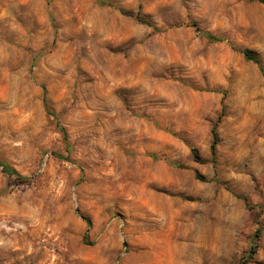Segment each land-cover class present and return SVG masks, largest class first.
I'll return each instance as SVG.
<instances>
[{
  "label": "clouds",
  "instance_id": "clouds-1",
  "mask_svg": "<svg viewBox=\"0 0 264 264\" xmlns=\"http://www.w3.org/2000/svg\"><path fill=\"white\" fill-rule=\"evenodd\" d=\"M249 52L264 67V0H0V264H32L51 236L78 264L85 234L99 264H137L129 248L156 264L169 236L171 264H264V74ZM155 77L212 92L193 108L191 89L165 97ZM129 180L177 198L151 235L124 226L143 211Z\"/></svg>",
  "mask_w": 264,
  "mask_h": 264
},
{
  "label": "rangeland",
  "instance_id": "rangeland-1",
  "mask_svg": "<svg viewBox=\"0 0 264 264\" xmlns=\"http://www.w3.org/2000/svg\"><path fill=\"white\" fill-rule=\"evenodd\" d=\"M181 26L174 25L173 29L177 32V38L174 41L176 49L179 48L181 43L182 34L179 33ZM217 41H209V44L216 43ZM222 56H227V52H222ZM245 59V58H244ZM246 62H251L245 59ZM256 64V63H254ZM259 68L260 72L264 74V67L262 70L259 65L256 64ZM157 83L154 86V90L157 94L163 95L165 97H171L175 95L174 89L172 88V83H179L185 88L191 89V95H189L183 102L191 107H195L196 105L201 103L200 95L203 93L205 96L209 95L212 90L211 89H198L193 87L190 84H187L185 81L180 80L176 81L174 77H155ZM47 94L45 93V96ZM45 110H47L46 101ZM126 107V106H125ZM133 117L137 116V113L131 114ZM143 121V130L149 134L150 137H159L161 140H168L175 143H185L181 137L175 136L173 133H170L166 128L160 127L159 124L155 122L153 117L148 115H140L139 117ZM190 147V146H189ZM216 148V145H215ZM215 150V149H214ZM124 155L127 157L129 155H134L133 153L125 151ZM147 159L153 161L155 165V170L163 173L167 165L166 163L151 153H146ZM55 157V153L53 154ZM59 160H62L65 165L74 164L75 161L71 157H59ZM197 164L201 162L199 160L196 161ZM197 180H200L196 178ZM81 183L84 181L81 180ZM128 184L132 187H136L138 189V194L140 197V207L142 208V213L137 219H129L125 222V227L129 228L134 235H139L141 233L151 235L153 229L151 228L152 218L156 217L161 211L164 210L166 202H171L174 197L169 196L167 193L157 191L153 189L149 184L143 182H137L135 180H129ZM129 194H131L129 192ZM183 199V198H178ZM185 203H195V201H184ZM172 210L178 211L175 208V205H171ZM77 215H79V209H77ZM113 216V219L119 221L122 219L119 212L114 214L110 213ZM79 220L86 226L91 227L92 221L88 217L79 216ZM69 236H74L75 232H69ZM257 239L260 240L261 237L257 234ZM58 241L55 240V236L49 237L48 241H46L41 247L39 252L33 254L34 259L32 264H67L68 255L66 252H62L61 247L58 246ZM176 241H174L170 236L165 237L161 243L159 251L156 253L158 257L156 264H171V255L172 249ZM121 246L124 248H129V244L127 240L121 242ZM259 247V246H258ZM82 249L80 257H78V264H99L100 253L96 250L95 244L88 239V235L85 234L79 238V244L77 245V250ZM258 248L253 249L254 253H252V257H255ZM129 252L132 256L136 258L137 264H142L145 248H129ZM165 257L167 259H165ZM254 264V262H253Z\"/></svg>",
  "mask_w": 264,
  "mask_h": 264
},
{
  "label": "trees",
  "instance_id": "trees-1",
  "mask_svg": "<svg viewBox=\"0 0 264 264\" xmlns=\"http://www.w3.org/2000/svg\"><path fill=\"white\" fill-rule=\"evenodd\" d=\"M210 41H215V40H210ZM244 58L247 59V60H249V61H252V62H254V63H256V64L259 65V61L256 59V57H255L251 52L246 53V54L244 55ZM259 67H260V65H259ZM260 69H261V71H263V70H262V67H260ZM213 135H214V133H213ZM215 145H216V144H213V145H212V149H213V150L215 149ZM196 178L200 179L198 173L196 174ZM257 236H258V235H257ZM252 253H254V251H252Z\"/></svg>",
  "mask_w": 264,
  "mask_h": 264
}]
</instances>
